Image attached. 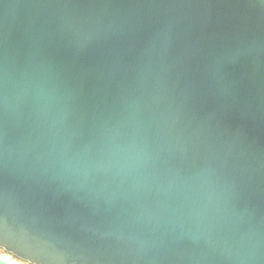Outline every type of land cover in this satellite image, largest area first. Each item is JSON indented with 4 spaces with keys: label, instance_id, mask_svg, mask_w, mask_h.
I'll use <instances>...</instances> for the list:
<instances>
[{
    "label": "water",
    "instance_id": "obj_1",
    "mask_svg": "<svg viewBox=\"0 0 264 264\" xmlns=\"http://www.w3.org/2000/svg\"><path fill=\"white\" fill-rule=\"evenodd\" d=\"M0 249L264 264V0H0Z\"/></svg>",
    "mask_w": 264,
    "mask_h": 264
},
{
    "label": "rangeland",
    "instance_id": "obj_2",
    "mask_svg": "<svg viewBox=\"0 0 264 264\" xmlns=\"http://www.w3.org/2000/svg\"><path fill=\"white\" fill-rule=\"evenodd\" d=\"M0 257L4 260H8L9 262H12L14 264H28L23 261H20L19 259L14 258L13 256L6 253L4 250L0 249Z\"/></svg>",
    "mask_w": 264,
    "mask_h": 264
},
{
    "label": "trees",
    "instance_id": "obj_3",
    "mask_svg": "<svg viewBox=\"0 0 264 264\" xmlns=\"http://www.w3.org/2000/svg\"><path fill=\"white\" fill-rule=\"evenodd\" d=\"M7 253V252H6ZM9 254V253H8ZM9 255H11V254H9ZM11 256H13V255H11ZM14 258H16V259H18L17 257H15V256H13ZM20 260V259H19ZM20 261H22V260H20ZM23 262H25V261H23ZM26 263V262H25ZM29 264V263H28Z\"/></svg>",
    "mask_w": 264,
    "mask_h": 264
},
{
    "label": "bare ground",
    "instance_id": "obj_4",
    "mask_svg": "<svg viewBox=\"0 0 264 264\" xmlns=\"http://www.w3.org/2000/svg\"><path fill=\"white\" fill-rule=\"evenodd\" d=\"M3 260H4V259H3ZM5 261L9 262L8 260H5ZM9 263L14 264V263H12V262H9Z\"/></svg>",
    "mask_w": 264,
    "mask_h": 264
}]
</instances>
